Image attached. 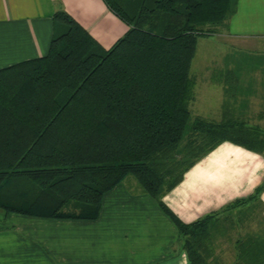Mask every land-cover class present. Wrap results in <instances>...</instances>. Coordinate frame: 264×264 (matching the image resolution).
Here are the masks:
<instances>
[{
	"label": "trees",
	"instance_id": "obj_1",
	"mask_svg": "<svg viewBox=\"0 0 264 264\" xmlns=\"http://www.w3.org/2000/svg\"><path fill=\"white\" fill-rule=\"evenodd\" d=\"M129 29L104 48L65 12L42 57L0 68V209L96 219L128 175L160 197L220 142L257 149L235 120L196 116L190 68L199 37L236 0H104ZM190 128L187 134L186 130ZM189 264H213L207 216L181 222Z\"/></svg>",
	"mask_w": 264,
	"mask_h": 264
},
{
	"label": "crops",
	"instance_id": "obj_2",
	"mask_svg": "<svg viewBox=\"0 0 264 264\" xmlns=\"http://www.w3.org/2000/svg\"><path fill=\"white\" fill-rule=\"evenodd\" d=\"M57 12L104 48L129 29L104 0H0V68L46 55ZM215 30L211 35L224 46L221 61L205 66L204 76L193 65L196 46L191 63L194 113L235 120L254 134L258 148L222 141L158 198L128 175L103 196L96 219L0 209V264H189L166 208L186 224L212 216L203 238L210 263L264 264V0H236ZM205 97L215 100L205 104L213 107L209 112L201 109Z\"/></svg>",
	"mask_w": 264,
	"mask_h": 264
},
{
	"label": "rangeland",
	"instance_id": "obj_3",
	"mask_svg": "<svg viewBox=\"0 0 264 264\" xmlns=\"http://www.w3.org/2000/svg\"><path fill=\"white\" fill-rule=\"evenodd\" d=\"M222 24H219L218 26H221ZM216 26V28L218 27ZM215 28V29H216ZM216 31V30H215ZM220 39H218L215 35H210V36H204V37H199L198 41H197V52H196V56L194 59V63L195 66H199V68H204L205 66H208L209 64H213V63H217L219 61H221V51L224 50V46H222V43H220L221 41H219ZM214 53V54H213ZM213 61V63H212ZM204 76L207 75L206 73V68H204V71L202 73ZM205 79V78H204ZM202 85H204L203 87H205V84L203 83ZM206 92L207 93V89L204 88L201 89V92ZM204 101L201 102L202 106L201 109H205L207 108V112H209L210 109H213V107H211L210 105L205 107V104H207L208 102H214L215 100L210 99V97H205V99H203ZM210 104V103H209ZM214 104V103H213ZM200 108V107H199ZM190 110H191V118H190V125L191 123L194 121V119L196 118L197 115H195V109L194 106L192 107V105H190ZM206 115V114H205ZM202 118H206V117H211V116H199ZM190 132V128H188L186 130V133L188 134ZM133 176V175H130Z\"/></svg>",
	"mask_w": 264,
	"mask_h": 264
}]
</instances>
